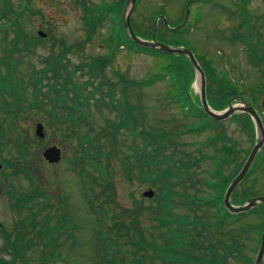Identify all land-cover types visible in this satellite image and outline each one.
<instances>
[{
  "label": "rangeland",
  "instance_id": "1",
  "mask_svg": "<svg viewBox=\"0 0 264 264\" xmlns=\"http://www.w3.org/2000/svg\"><path fill=\"white\" fill-rule=\"evenodd\" d=\"M100 1L30 0L27 6V8L29 7V11L22 13L23 6L25 7L23 0H7V8L13 11L15 16L16 14L18 15L17 27H21L24 33L33 39L39 38L37 36L38 31H42L46 35L45 39L36 42V46L31 49L32 52L29 55L22 56L24 61L23 66L21 65L18 68L20 73L25 72L29 68H24L28 61L35 64V66H39V64H42L40 61L44 58H50L51 49V54L55 55L57 51L56 54L59 55L62 48L69 47L71 49L66 54V58L69 67L75 70L74 75L75 78H78L77 83L78 81L82 82L86 80L88 75L84 64L88 65L92 64L94 60L107 59L112 54L111 50H109V39L117 37L120 30L117 29V33L113 31L116 26L115 19L108 17L90 34L84 20L85 7L99 5ZM115 1L120 2V0ZM124 1L122 0L123 3ZM240 1L243 7L239 11L227 0L192 1L189 20L186 25L188 32L181 35L182 37L179 38L176 44L190 50L198 60L199 58L211 60L210 66L216 71L217 78L223 80L224 84L229 83L230 88L236 89L234 90L236 91V97L253 104L264 121V57L263 61L258 63L259 60L253 58L254 56L256 57V53L254 54L248 44L242 40V36L254 34V47L252 48L257 51L259 58H261V55H264V0ZM186 5V0H138L136 9L131 16L132 27L141 40H149L153 19L155 20L157 16L164 15L165 20L169 23V27L180 26L183 24ZM123 6L122 4L121 10ZM3 10V3L0 2V12L2 13ZM13 19L12 12L5 11L0 16V56L2 50L8 48L9 42L14 38L12 32H14L13 29L16 27L12 23ZM160 22L161 19L158 20L159 24ZM251 23L255 25L250 26ZM191 26L192 28H189ZM158 31L160 37L158 36L157 38L160 43L174 46V42L160 25ZM58 40L63 45L58 43ZM116 51L117 53H114L103 74H98L92 80V85L95 87L99 79L104 80L107 84L113 83L115 96L118 98L120 97L122 86L120 77H124L133 83H142L147 81L152 75L159 73L160 67L165 62L162 57L150 56L133 49L132 52L130 50L119 51V49ZM201 62L199 60L200 64ZM22 78L25 79L26 75L22 76ZM196 81L194 77L189 89L193 100L195 103H198L200 99V85H197ZM168 90V82H157L149 87H130L127 89L128 101L135 107V112H138L140 118L146 122V129L148 131H150L149 128L181 129L186 125L191 126L192 120L183 117L179 108L169 104ZM6 96L0 92V109L4 102L8 103L11 108H14L16 104L14 98ZM210 98H214V95L206 97L209 105L214 107L213 103H219L223 109L226 108L229 101L226 100L225 104L224 102L222 104L219 99H215L212 100V103ZM50 106L51 104L44 105L43 110L40 112L27 111L22 114L18 113L17 117L13 120V124L10 126L14 134L9 132L8 126L10 121L8 118L6 119L0 110V121L1 119L5 120L3 122L5 128V139L3 142L7 144L8 140L12 141L10 149H3L2 157L8 159L11 163L18 159L19 149H14L13 147H15L18 136L22 135L24 138L22 142H26L29 146L28 149H22V153L25 161L28 159L26 168L31 169L26 172L27 170L23 167L15 165L11 167L10 163V166L2 168L4 171L0 173V225L2 227L0 229V249L12 246L16 239V235L14 234L3 236V230L15 232V228H21L35 217V223H38L42 227L43 232L46 229L45 220L48 219V229L52 245H50L51 243H45L46 238L44 236L40 237V234H38L35 243L36 248L33 252L26 255V258L30 261L26 264H114V260L119 261L120 264H132L129 261L128 255L124 253L128 251V248H131L130 245H127V241L133 239V231L141 232L149 241L153 237L154 240H157L154 243L156 246L164 244L165 242L159 240V237L165 234L166 229L156 219V201L144 199L141 196L147 189H152L154 192L155 189L149 188L147 183H142L135 177L127 181L123 177L116 176V198L114 199V202L120 205L119 208L115 209L118 215L120 212L125 211L127 214L124 215L132 216L133 223L130 225L125 224L128 227L125 230L133 231H130L128 234V232L125 233L124 228L119 229V231L113 228L114 217H112L109 211V206L105 209L107 211L106 215L109 214L105 218V222L98 221V218L95 216L96 214H94L91 207L85 201V191L83 188L85 176L87 178L95 176V171L90 166L83 165L81 166V170L76 166L75 155L79 151V142L75 135H70V130L66 125H60L57 122L51 126L48 124L49 117L44 112L49 111ZM71 107L72 102L68 100L65 111ZM100 111L97 112L93 106L90 107L91 113L89 116L93 121L92 127L94 131H98L100 127L105 126L107 121L113 120L116 117L115 113L110 111L109 108H102ZM58 117L60 118L59 113ZM235 120H242L246 125L245 136L241 133L237 137L232 124L226 122L219 126L217 131L209 129V132L200 134L183 132L180 137H177L173 141L177 149L185 152L192 151L194 156L198 155L195 152L194 146L196 143L200 144L208 155V158L202 161L200 168L196 169V177L199 179L195 180L194 185H196L198 190L189 189L188 192L191 195L208 196L207 189L202 184H198L197 181L202 183L205 179L207 180L208 174H206L205 170L207 172L210 170L215 172V162H213L215 152L224 151L228 153L230 162L225 164L224 169L226 173H231L234 170L233 167L242 163L244 158H246V153H249L251 150L253 140L247 128V125L250 126V123L243 116H240V114L235 116ZM199 123L200 121L196 124ZM37 124L43 126V139H38L35 136ZM84 130V127L78 130L80 135L84 133ZM225 134L238 139L241 148L239 149L234 145L229 137H226L225 144ZM67 135L72 138L67 140ZM209 137L210 139L206 140ZM216 140L221 141V143L216 144V148L213 149L212 146H208V144ZM124 143L126 146L123 149ZM117 144L125 152L128 151L129 147L133 148L134 146L130 137L123 134L118 135ZM50 146H56L61 150V160L56 165H48L41 156L42 152ZM128 152L131 153L132 150ZM263 152L260 153L258 159L253 164V173L243 186L237 190L244 191L247 187L252 186L257 196H264ZM129 159L131 161V154H129ZM234 161L235 166L232 167L231 164ZM111 165L116 171L117 169L120 170V174L122 173L121 162L112 159ZM12 170L16 174H13L6 181V185H13V188L17 192L15 193V197L9 198V196H6L8 188L5 184L2 186V182L5 180L6 175L12 173ZM225 172L223 171V173ZM81 173H83L84 177H80ZM33 190L41 192L44 195L42 199L31 203L32 207L33 204L37 203L35 209L31 207H19L17 210L12 208L16 203L17 195ZM241 191H236L234 194L232 192L231 196L233 195L236 199L240 200L242 199ZM60 195H64L65 203L68 206L66 209L68 221L64 220L61 212V207H64V205L57 199ZM131 196H134L138 203L133 202ZM139 202H141L142 210L137 211L136 208L140 206ZM243 202H247V200ZM243 202L240 201L238 203L239 206ZM173 213L176 215H188L192 220L197 218L203 223L215 220V210L208 208L200 209L194 205L188 209L185 206H180L173 209ZM63 223L66 229L64 226H61ZM256 223H258L256 219L248 221L243 218L240 222L231 223L228 228L224 227L220 231L217 229L209 230L220 243H224L225 248L236 242L238 243L237 246L241 248L242 254L239 257L234 255L233 258H229V264H248V262L253 264L259 248L256 244V240L259 237L251 230L244 233L242 228H246L247 224ZM197 227L196 229L200 231L201 224ZM216 231L219 233L218 235ZM195 233L196 231L191 232V234ZM195 236L192 239L195 242L191 241V243L198 245L193 246L204 249L205 245L202 243V240L198 242ZM217 240L214 242V245H216L214 251L220 256H229L224 252L223 247L217 245ZM48 245H50L49 250L46 251L45 247ZM116 246L122 247V251L114 254L112 257L111 248ZM46 252L52 253L48 259L44 258ZM153 255L152 251H138L135 258L143 261L144 264H163L159 259L152 262ZM3 257L0 253V264H2L1 261L3 260L1 258ZM48 260L49 262H47Z\"/></svg>",
  "mask_w": 264,
  "mask_h": 264
},
{
  "label": "trees",
  "instance_id": "2",
  "mask_svg": "<svg viewBox=\"0 0 264 264\" xmlns=\"http://www.w3.org/2000/svg\"><path fill=\"white\" fill-rule=\"evenodd\" d=\"M23 1L25 7L23 6L22 13H26L29 11L27 6L30 0ZM0 2L3 3L4 7L2 13L0 12V16L5 11L12 12L14 17L12 23L16 27L13 29L14 32H12L14 34L13 40L9 42L8 48L2 50L0 56V92L7 95L6 97L14 98L16 102L15 109L11 108L6 102L2 104V108L0 109L6 119L8 118L10 121L8 126L9 132L14 134L10 126L13 124V120L17 117L18 113L22 114L27 111L40 112L43 110L44 105L51 104L49 111H43L44 114H47L49 117L48 124L51 126L57 122L60 123V125H66L70 130V135H75L79 142V151L76 152L77 155H75V160L77 161L76 166L79 167L80 170L83 165L90 166V168L95 171V176H90L89 178L85 176V181L83 179V188L85 191V201L87 205L91 207L94 214H96L95 216L98 218L99 222L103 221L104 223L105 218L109 216V214L106 215L107 211L105 210L109 206L111 209H109V211L112 217H114L113 228H115V230L119 231V229L122 228H124V230L128 229L125 224L130 225L133 223L132 216L124 215L127 214V212L122 211L118 215L117 211H115L116 208L120 207L119 204L114 202L116 198V176L123 177L127 181L135 177L140 182L148 183L151 187L155 188V215L158 222L165 225L167 228V234L161 235L159 240L164 241L166 244L163 246H156L154 243L157 240H154L153 237H151L149 241L141 232L125 230V233L128 232V234L130 231H133V239L127 242L133 244V253L135 252L133 254L134 261L138 262L135 258L136 252H148L152 250L156 252L155 254L157 257L162 258L164 264H226L229 257L240 251L239 247L233 248L227 246V248H224V252L229 256L224 257L223 255H218L211 249V245L217 240L215 235L209 232V229L213 227L211 223L201 224L199 220H192L188 215H176L173 213V209L180 206H185L188 209L195 205L193 200H191L192 195L188 190L192 186H195V180L199 179L196 177V169H199L202 165V161L208 158L207 153H205L203 149H195L198 155L194 156L192 151L185 152L176 148L173 141H175L177 137H180L183 132H191L188 125L181 129L149 128L150 131H148L146 129V122L140 118L138 112H135V107L127 98V89L130 87H149L157 82H168L169 90L167 95L170 102L169 104L179 108L185 118L201 119L204 117V114L199 109V102L195 103L190 94L189 86L194 80V71L188 60L182 56L160 55L157 51L138 49L133 45L135 49L147 55L164 58L165 62L160 67L159 73L152 75L147 81L142 83H133L124 77H120L122 86L119 98L115 96L113 83L107 84L104 80L99 79L94 87L92 85V80L96 78L98 74H103L107 64L112 60L114 51L118 50V46L121 44L122 37L120 34H117V37H115L116 47H114L115 50H112L110 57L102 60H94L92 64H84L87 68L88 76L87 79L82 82L78 81L77 83L78 78H75V70H72L68 65L66 54L71 49L69 47L62 48L59 55L56 54L57 51L55 55L51 54V49V59L44 58L40 61L42 64H39V66H35V64L28 61L24 68H29L26 69L25 72L23 71L20 73L18 68H20L21 65L23 66L24 59L22 56L29 55L32 52L31 49L36 46V42L42 40L29 37L24 33L21 27H17L18 15L16 14L15 16V13L7 8V0H0ZM111 2L113 3H107L101 10L90 9L86 6V11L88 13L84 17V20L89 27L90 34L108 17H111V19H115L116 24L120 27V32L124 36V39L129 42L128 38L123 33L120 12L119 10L117 14L115 12L114 7H116V1L109 0V3ZM93 8H96V6H93ZM159 25L174 42V45H177L176 42L179 40V37L185 32L184 30L180 32L172 31L166 28L162 21ZM152 30L153 25H151L149 36H151ZM158 36L160 37L159 31L156 36L157 40ZM58 43L63 45L59 40ZM246 43L250 50L254 54L256 53V57L254 56L253 58L259 60L258 63L263 61L264 55H261V58L258 57L257 51L252 48L254 47L252 41L247 40ZM17 45H19V47H17ZM200 61H202L200 66L207 80V96L214 95V98H210V101L213 103L212 100L219 99L221 101L220 103L223 104L224 102L225 104L226 100L235 97L236 91L234 90L236 89L230 88L229 83L224 84L223 80L217 78L216 71L210 66V61H205L203 58ZM24 75H26L25 79L22 78ZM68 100L72 102V107L65 111ZM213 105L214 107H211L215 110L223 109L222 105L219 103H213ZM91 106H93L97 112H101L100 110L102 108H109L110 111L115 113L116 117L113 120L107 121L105 126L100 127L98 131H94L92 127L93 121L89 116L91 113ZM58 113L60 118L58 117ZM3 122H5V120L1 119L0 164L3 168H8L11 162L3 158L2 154L3 149H10L12 141L8 140L7 144L3 142L5 139ZM247 122H249L248 118ZM82 127H84L85 130L84 133L80 135L78 130H81ZM205 129L206 128L203 127L200 131ZM119 134L127 135L132 140L134 146L133 148H128V151L132 150L131 153L123 150L126 146L125 143L122 147L123 149L119 148L121 147L117 144ZM70 138L72 137L67 135V140ZM22 141H24V138L22 135H19L16 139L15 147H13L14 149H19V156L17 157L18 159L12 161L11 167L14 165L23 167L27 170L26 172H28L31 169L26 168L28 159L25 161L22 149H28L29 146L26 142ZM108 147L109 149H107ZM129 154H131L132 157L131 161L129 159ZM214 155L218 156V158H213V162H215V173L214 176L209 175V179H214L216 182L211 183V185H209L208 179H205L202 183L200 181L197 182L198 184H205L209 190L215 193V197L211 202H204L203 204L217 209L219 207L217 205L221 202L223 191L230 180L229 177L226 181H223L224 175L221 174L225 164L229 161V157L228 153L224 151H217ZM112 159L121 162V174L119 173L120 170L117 169L116 171L111 165ZM17 160H19V162H17ZM205 172L207 171L205 170ZM13 174L16 173L12 170L11 174L6 175L5 180L2 182V186L4 184L6 185V181H8ZM80 177H84L83 173L80 174ZM6 187L8 188L6 194L12 196L16 193L15 189H13V185L9 184V186L6 185ZM33 187L35 186L33 185ZM253 188L252 186L247 187L244 190V197L240 200L234 199V201L240 203V201L243 202L250 197L256 196ZM33 193H38V191L23 192L22 196L26 195L27 197L16 203H30ZM131 197L133 202L138 203L134 196ZM59 199L61 202L62 198ZM16 203L12 208L19 209ZM139 204V208H136L137 211L140 209L142 210L141 202H139ZM218 211L221 210L219 209ZM61 212L64 220L68 221V215L65 213L64 208H61ZM244 217L248 221L258 220L256 224L246 225V233L250 230L253 232L264 230V205L254 209ZM224 221L226 220L224 219ZM34 223L35 219L30 222L31 225ZM48 224V220L46 219V231H49ZM199 224H201V231L196 229ZM61 226L65 227V224L63 223ZM215 229L220 231L222 228L217 227ZM192 231H196V233L191 234ZM218 234L219 233H217V235ZM194 235H196L195 237L198 242L202 240V243L205 245V250L207 249V244L209 245L208 250L212 258H207L205 250L199 247H197V251L194 252L193 245H198L191 243V241L195 242V240H192ZM217 242L219 245L224 244L220 243L218 240ZM111 251V256L113 257L114 254H118L122 251V247H112Z\"/></svg>",
  "mask_w": 264,
  "mask_h": 264
},
{
  "label": "water",
  "instance_id": "3",
  "mask_svg": "<svg viewBox=\"0 0 264 264\" xmlns=\"http://www.w3.org/2000/svg\"><path fill=\"white\" fill-rule=\"evenodd\" d=\"M136 2L137 0H126L124 12H123V18H122L124 30L126 31L130 40L139 47L158 50L159 52L167 55H176V56L185 57L195 72L196 80L199 81L200 103L203 112L209 118L213 119L216 122H220L228 119L231 115L235 113L242 112L249 115L253 120L256 128V143L254 144L248 158L246 159V162L242 166V169L228 186L224 194L223 205L230 214L236 215L240 213H246L251 209H253L254 207H256L258 204H264V196L250 199L239 208L233 207L230 203V196L232 192L238 186V184L243 180V178L249 171L252 163L254 162L258 152L261 150L264 144V128L262 126V122L258 114L249 104H247L245 101H243L240 98L238 99L235 107L232 106V102L236 101L235 99L228 101L227 109L223 112H214L213 110H211L206 100V79L204 72L199 66L195 56L191 52H189L187 49L183 47H176V48L169 47L157 42L155 39L157 21L155 22V26L150 42L143 41L135 35L130 25V19L134 11ZM188 16H189V5L186 7L185 20L183 24L180 27H178V29L181 28L187 22ZM164 23H166L165 19H164ZM38 35L40 37H45V35L42 32H39ZM43 130H44L43 126L41 124H37L35 127V136L39 139H43L44 138ZM42 155L43 158L50 164H56L60 160V150L55 146L47 148ZM152 196H153L152 191H146L145 193H143V197L151 198ZM263 258H264V233L262 234L260 239V246L254 264H263Z\"/></svg>",
  "mask_w": 264,
  "mask_h": 264
},
{
  "label": "flooded vegetation",
  "instance_id": "4",
  "mask_svg": "<svg viewBox=\"0 0 264 264\" xmlns=\"http://www.w3.org/2000/svg\"><path fill=\"white\" fill-rule=\"evenodd\" d=\"M121 49H123V47H121ZM227 123L232 124L233 130H235L237 133V134H235L237 137H238V135L240 136L241 133L245 136L246 125L243 123L242 120L236 121L234 119V116H233L231 118L230 122H227ZM226 137H229L230 140L234 143V145H236L239 149L241 148V146H240L241 144L238 142V139H234L230 135H226V134H225V141H224L225 144H226ZM242 138L244 139L243 136H242ZM239 141H241V140H239ZM217 143L219 144V143H221V141H217ZM196 148H199L197 143L195 144V149ZM234 165H235V161L231 164V166L233 167ZM34 201L35 200H33V202ZM33 207L35 209L37 207V203L33 204ZM16 230L21 231L22 228H15L14 231H16ZM25 231H26V233H30V234H22V232H21L19 235H16V238L20 239V241L17 244V247L19 249L17 252L8 248V247H3L2 249H0L1 255L4 256L3 258H1V260H3L2 264H22V263L26 264V263L30 262L26 258V255L33 252V250L36 248L35 243H36V239H37V229L35 230L32 227H26ZM49 254H50L49 252H46V258L48 257ZM30 259H32V258L30 257Z\"/></svg>",
  "mask_w": 264,
  "mask_h": 264
},
{
  "label": "bare ground",
  "instance_id": "5",
  "mask_svg": "<svg viewBox=\"0 0 264 264\" xmlns=\"http://www.w3.org/2000/svg\"><path fill=\"white\" fill-rule=\"evenodd\" d=\"M197 85H198V83H197Z\"/></svg>",
  "mask_w": 264,
  "mask_h": 264
}]
</instances>
